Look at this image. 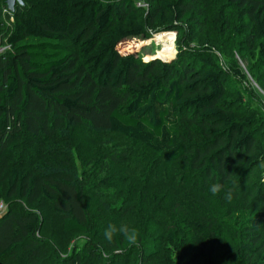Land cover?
Listing matches in <instances>:
<instances>
[{"label":"trees","instance_id":"16d2710c","mask_svg":"<svg viewBox=\"0 0 264 264\" xmlns=\"http://www.w3.org/2000/svg\"><path fill=\"white\" fill-rule=\"evenodd\" d=\"M188 1L153 0L146 9L135 0H23L17 5L11 31L0 34V46L8 44L20 56L15 60L6 53L0 62V201L8 205L0 217V264L50 261L46 240L38 236L47 204L61 218L64 234L88 235L80 256L55 264H95L102 252L100 236L92 235L96 223L84 185L64 171H51L58 161L47 159L45 148L53 152L69 130L126 138L206 187H234L230 207L249 213L246 221L222 225V218L195 217L188 203L178 200L163 222L156 264H264V118L256 103L226 85L222 63L231 58L221 49L220 61L214 51L222 42L206 40L203 50H181L173 64L122 52L135 40L151 38L153 30H179L180 24L203 30L195 5L200 0ZM220 1L230 13L248 18L251 30L245 25L236 31L253 48L250 76L264 83V0ZM213 20L223 24L218 15ZM230 21L225 22L229 30ZM30 38L39 42L21 45ZM232 66L235 80L247 79L236 59ZM111 145L108 163L126 162L130 149ZM27 154L37 158L25 162ZM7 201L43 212L20 218ZM130 228L138 233L137 243L129 245L117 233L111 247L122 254L121 262L134 250L127 264H140L135 247L144 248L151 230Z\"/></svg>","mask_w":264,"mask_h":264},{"label":"rangeland","instance_id":"374dc122","mask_svg":"<svg viewBox=\"0 0 264 264\" xmlns=\"http://www.w3.org/2000/svg\"><path fill=\"white\" fill-rule=\"evenodd\" d=\"M6 1L0 0V34L11 31L13 23V14L9 12ZM152 1L135 0L137 6L145 9L151 8ZM193 1L189 0L188 3ZM195 5L199 10L197 15H201L203 30L201 28L189 30L184 24L177 26L179 30L166 28L153 30L150 31L151 38L135 40L123 48L122 52L133 53L142 58L144 62L157 59L173 64L179 61L181 50L183 53L203 50L202 44L206 40L213 45L222 42L219 45L220 48H214V51L220 61L221 49H224L231 58V62L222 63L227 71L224 78L226 85L233 92H241L248 103H256L259 114L264 118V83L257 84L249 73L254 61L253 48L244 44L242 35L237 34L236 31L238 28L244 31L245 25L248 31L251 30L248 18L242 14L239 15L237 11L230 13L220 0H200ZM230 14H232V18L229 17ZM217 15L222 20V25L216 24L213 20ZM228 18L231 20V30L225 23ZM168 37L169 40H166ZM159 39H164L166 42H160ZM36 42L39 40L30 38L21 45ZM13 50L14 48L8 44L0 46V62L3 63L6 53L12 54L15 60L19 59L20 56ZM170 50L173 52L170 53ZM235 59L247 76V79L243 81L234 79L232 65ZM111 144L130 149L131 153L126 162L120 165L108 163ZM17 145H21V143ZM35 149L38 148L35 147ZM45 149L47 153L49 152L48 160L58 161V166L51 163L53 165L51 171H64L66 175H70L72 179L85 187L89 198L88 209L92 215L93 223H96V229L93 230L92 235H99L98 240L101 241L99 247L102 252L97 259L93 260L95 264H103V262L127 264L131 260L130 257L133 256L134 250H131L125 256L128 261L125 259L121 262L122 254L114 251L111 247L113 240L109 242L104 237V233L110 225H115L117 228L127 225L129 228L136 226L144 227L146 230L150 229L148 243L144 245V248L135 247L134 257L139 255L143 261L152 258L153 261L150 264H156L154 261L158 259L159 246H161L163 233L166 229L163 222L168 219L170 210L178 200H185L191 208V214L195 217L222 218L220 219L222 225L227 222H231V224L236 221L244 222L249 215V213H241V210L230 207L233 206L235 200L226 202L225 193L220 192L214 196L209 190L210 185L206 187L202 180L194 179L188 175L187 170L182 169L179 165L170 164L164 158L147 151L145 146L117 135H93L90 131L85 130L75 134L69 130L68 133L67 131L62 133L60 146L57 149H53V152H50L52 148ZM23 158L25 162H31L37 156L27 154ZM100 180L103 181L101 184ZM7 203L20 218L28 215L31 211L43 212L40 208L30 209L21 201L14 203L7 201ZM46 212L48 213L46 217L41 214L38 233L40 239L46 240L44 246L48 252H51V259L46 264H55L57 259L64 260L80 256L84 252L85 239L87 240L88 235L78 232L64 234L62 220L56 215L50 204H47ZM140 259L139 262L142 264Z\"/></svg>","mask_w":264,"mask_h":264},{"label":"clouds","instance_id":"9594fccd","mask_svg":"<svg viewBox=\"0 0 264 264\" xmlns=\"http://www.w3.org/2000/svg\"><path fill=\"white\" fill-rule=\"evenodd\" d=\"M210 192L215 196L221 191L225 192L224 199L231 201L233 199V188H228L225 184L215 183L211 185ZM122 234L123 238L127 241L129 245H135L138 240V233L135 229L129 228L127 225H121L117 228L115 225H110L104 233L106 240L111 242L114 239L115 234Z\"/></svg>","mask_w":264,"mask_h":264},{"label":"water","instance_id":"95a60500","mask_svg":"<svg viewBox=\"0 0 264 264\" xmlns=\"http://www.w3.org/2000/svg\"><path fill=\"white\" fill-rule=\"evenodd\" d=\"M6 4L8 6V10L11 13H15L17 5H23V0H7Z\"/></svg>","mask_w":264,"mask_h":264},{"label":"built area","instance_id":"2783aa9c","mask_svg":"<svg viewBox=\"0 0 264 264\" xmlns=\"http://www.w3.org/2000/svg\"><path fill=\"white\" fill-rule=\"evenodd\" d=\"M7 205L4 201H0V217L6 214L7 212Z\"/></svg>","mask_w":264,"mask_h":264},{"label":"bare ground","instance_id":"6f19581e","mask_svg":"<svg viewBox=\"0 0 264 264\" xmlns=\"http://www.w3.org/2000/svg\"><path fill=\"white\" fill-rule=\"evenodd\" d=\"M159 40H160V39H159ZM166 40H169V37H168ZM162 41H163V43H165V42H166L164 39H161V40H160V42H162ZM171 52H173V51H172V50H170V53H171Z\"/></svg>","mask_w":264,"mask_h":264}]
</instances>
